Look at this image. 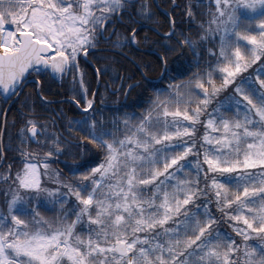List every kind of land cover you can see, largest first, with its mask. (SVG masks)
<instances>
[{
    "label": "snow or ice",
    "instance_id": "1",
    "mask_svg": "<svg viewBox=\"0 0 264 264\" xmlns=\"http://www.w3.org/2000/svg\"><path fill=\"white\" fill-rule=\"evenodd\" d=\"M153 6L0 0L5 131L20 105L19 159L0 149V264H264V0H197L187 34L173 20L116 87ZM55 82L71 84L67 125L36 112Z\"/></svg>",
    "mask_w": 264,
    "mask_h": 264
},
{
    "label": "trees",
    "instance_id": "2",
    "mask_svg": "<svg viewBox=\"0 0 264 264\" xmlns=\"http://www.w3.org/2000/svg\"><path fill=\"white\" fill-rule=\"evenodd\" d=\"M153 7L151 9L153 13V20L142 22L143 30L140 31L141 39H147L148 43L142 45L139 49L133 48L131 51H126L125 55H120L115 57L118 60V64L113 66V72L110 73L114 76L116 81L115 86L120 83V77H128V76H136L139 79V74L136 71V68L141 64V62L147 63L152 57H147L144 55L145 52L149 48L153 47L154 42H163L160 40L161 37L165 35L167 31L172 27V21L175 20L177 25V31L179 32L181 29L185 30L187 34V29L189 27L188 24V16L186 12L188 10L189 5H191L196 13L201 11L200 8L196 7L197 0H175V7L173 6V0H152ZM204 3H207V0H204ZM195 27V25H193ZM104 47H108L104 45ZM189 54L185 49V56L187 57ZM172 60L180 59L178 54H174L171 56ZM119 72V76H115V72ZM105 83H107V78H105ZM94 87V84H93ZM111 87V86H110ZM126 87V85H125ZM101 94H104V84L100 85ZM44 93L46 94V99L51 101L47 106L41 107L40 101L36 102V112L42 116L45 120H56L58 123H62L67 125V122L74 117V112L76 111L75 105L72 104L71 101V84H63L60 83H49L44 86ZM26 95L31 96V90H26ZM70 100V101H69ZM125 102L123 101V95L119 96H111L109 97L108 107H112L115 102ZM2 106L0 109H4L6 103L0 99ZM130 106L132 105H140L144 102V98L140 93V90L137 89L135 92L130 94L127 97L126 101ZM31 105V101H30ZM12 107V105L10 106ZM9 107V108H10ZM20 109V105L17 104L12 111L7 114L8 127L6 131L4 130V121L2 128V113H0V143L1 148L8 149V160L5 161V166L8 163L12 162V157H16L19 159L18 154L15 152V148L18 146L19 141L16 139L17 134L20 128L19 117L16 115L17 110ZM137 112H139V108H137ZM61 113H63V119H61ZM18 121L16 126L13 127V121ZM71 136H77L76 133H69ZM4 155L2 151H0V156ZM68 164H71V160L63 161ZM15 167V165H14ZM226 227V226H225Z\"/></svg>",
    "mask_w": 264,
    "mask_h": 264
},
{
    "label": "flooded vegetation",
    "instance_id": "3",
    "mask_svg": "<svg viewBox=\"0 0 264 264\" xmlns=\"http://www.w3.org/2000/svg\"><path fill=\"white\" fill-rule=\"evenodd\" d=\"M102 47H104V45H102ZM119 85H120V83H118L116 87H119ZM93 89H95V84H94ZM109 90H110V91H114L115 89L112 88V87H109ZM0 99H1V98H0ZM13 99H15V97H14ZM1 100H2V99H1ZM3 101H4V100H3ZM8 103H9V102H8ZM8 103H6V105L4 106V110H7V108L10 107V106L12 105V103H11V105L8 106ZM1 106H2V103L0 102V107H1ZM8 109H9V108H8ZM2 118H4L3 113H2ZM1 124H2V121H1ZM1 135H2V133L0 134V137H1ZM0 149H2V148H1V143H0Z\"/></svg>",
    "mask_w": 264,
    "mask_h": 264
},
{
    "label": "water",
    "instance_id": "4",
    "mask_svg": "<svg viewBox=\"0 0 264 264\" xmlns=\"http://www.w3.org/2000/svg\"><path fill=\"white\" fill-rule=\"evenodd\" d=\"M0 98L4 100V98L2 96H0ZM123 101H125V98L124 97H123ZM9 104H11V101H10Z\"/></svg>",
    "mask_w": 264,
    "mask_h": 264
},
{
    "label": "rangeland",
    "instance_id": "5",
    "mask_svg": "<svg viewBox=\"0 0 264 264\" xmlns=\"http://www.w3.org/2000/svg\"><path fill=\"white\" fill-rule=\"evenodd\" d=\"M13 98H14V97H13ZM9 103H10V102H9ZM9 103H8V106H10V105H11V104H9ZM8 108H9V107H8ZM8 108H7V109H8Z\"/></svg>",
    "mask_w": 264,
    "mask_h": 264
}]
</instances>
